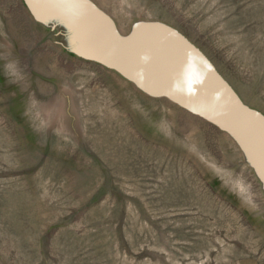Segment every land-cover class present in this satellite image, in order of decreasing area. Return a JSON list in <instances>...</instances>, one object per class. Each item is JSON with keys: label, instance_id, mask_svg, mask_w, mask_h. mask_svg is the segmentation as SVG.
I'll use <instances>...</instances> for the list:
<instances>
[{"label": "rangeland", "instance_id": "rangeland-1", "mask_svg": "<svg viewBox=\"0 0 264 264\" xmlns=\"http://www.w3.org/2000/svg\"><path fill=\"white\" fill-rule=\"evenodd\" d=\"M92 1L177 30L264 116V0ZM84 10L0 0V264H264L260 158L91 59L109 21Z\"/></svg>", "mask_w": 264, "mask_h": 264}, {"label": "water", "instance_id": "water-1", "mask_svg": "<svg viewBox=\"0 0 264 264\" xmlns=\"http://www.w3.org/2000/svg\"><path fill=\"white\" fill-rule=\"evenodd\" d=\"M40 8H85L90 20L99 14L89 0H33ZM51 4V7L42 5ZM38 8V7H37ZM93 8V12H92ZM105 25L97 28L96 41L103 57L108 44L112 64L145 91L165 95L198 112L231 133L264 164V116L248 108L205 55L176 30L159 22H143L141 28L120 36L103 12Z\"/></svg>", "mask_w": 264, "mask_h": 264}, {"label": "crops", "instance_id": "crops-1", "mask_svg": "<svg viewBox=\"0 0 264 264\" xmlns=\"http://www.w3.org/2000/svg\"><path fill=\"white\" fill-rule=\"evenodd\" d=\"M33 0H23V2H24V4H25V6H27L29 9H31V8H37V7H39V6H41V5H39V4H37V3H33L32 2ZM35 1V0H34ZM91 3H93L94 4V6L96 7V8H98V5L96 4V3H94L92 0H89ZM43 7H51V6H53V5H51V4H47V5H42ZM106 14V13H105ZM107 15V14H106ZM108 16V15H107ZM110 19H111V21L113 22V26L116 28V31H117V33L120 35V36H123V37H127V36H129V35H131L133 32H134V30L136 29V28H141V26H142V24H144L143 22H138V23H135V24H133L132 25V27L127 31V32H123L115 23H114V21H113V19L110 17V16H108ZM177 31V30H176ZM178 32V31H177ZM183 36V35H182ZM97 38H94V39H92L91 37L88 39V43H89V46L91 47V53L89 54V57L91 58V59H94V60H96V61H98V62H100V63H103V64H105V65H107V66H109V67H111V68H113V69H115V70H117V71H119L122 75H124L127 79H129V80H131V81H133L134 83H135V81L131 78V77H129V76H127L126 74H124L123 73V71L121 70V69H119V68H117V67H115L113 64H112V62L109 60V57H108V52H109V45L108 44H106V48H105V56L106 57H103V55H98V54H94L93 53V51H92V49H94V48H97V47H100L99 45H97V41H95ZM186 39V38H185ZM186 40H188V39H186ZM188 42L189 43H191L194 47H196L198 50H200L195 44H193L192 42H190L189 40H188ZM201 51V50H200ZM202 52V51H201ZM203 53V52H202ZM204 54V53H203ZM205 55V54H204ZM205 57L210 61V59L205 55ZM211 62V61H210ZM212 63V62H211ZM223 77V76H222ZM224 78V77H223ZM225 79V78H224ZM136 84V86L137 87H139L140 89H142L143 91H145L139 84H137V83H135ZM145 92H147V91H145ZM149 93V92H148Z\"/></svg>", "mask_w": 264, "mask_h": 264}]
</instances>
